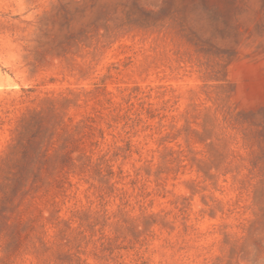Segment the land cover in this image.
Returning a JSON list of instances; mask_svg holds the SVG:
<instances>
[{"label":"rangeland","instance_id":"rangeland-1","mask_svg":"<svg viewBox=\"0 0 264 264\" xmlns=\"http://www.w3.org/2000/svg\"><path fill=\"white\" fill-rule=\"evenodd\" d=\"M0 264H264V0H0Z\"/></svg>","mask_w":264,"mask_h":264}]
</instances>
